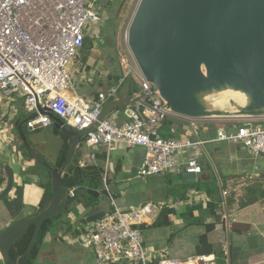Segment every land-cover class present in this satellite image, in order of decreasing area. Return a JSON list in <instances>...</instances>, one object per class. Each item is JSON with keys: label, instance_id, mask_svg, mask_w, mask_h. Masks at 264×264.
Segmentation results:
<instances>
[{"label": "built area", "instance_id": "1", "mask_svg": "<svg viewBox=\"0 0 264 264\" xmlns=\"http://www.w3.org/2000/svg\"><path fill=\"white\" fill-rule=\"evenodd\" d=\"M100 5L99 0H0V104L6 97H22L29 115L37 113V117L26 123L30 131L53 126L52 115L77 130L89 129L99 122L84 137V146L91 151L80 164L94 163L97 153H104L103 181L109 192L108 166L111 151L117 144L144 149L136 172L140 180L178 171L201 175L203 167L195 150L209 142L241 144L251 158L264 157L261 155L264 154V118L242 120L231 131L225 124H217L216 135L208 140L197 135L195 138L194 134L184 140L161 135L162 123L173 114L150 89L139 70L142 89L134 93L136 97L128 106L132 115L126 114V108H115L99 121L105 103L117 99L132 71L127 65L125 73L106 91L99 90L97 96L72 93L77 71L84 73L81 82H92L93 76H89L95 72L92 67L72 70L71 66L76 63L85 38L98 36L94 25L103 18ZM170 130L175 132L173 128ZM184 150H190L192 155L184 158ZM222 194L226 196L227 192L223 189ZM74 195L70 190L69 196ZM110 204L112 210L89 223L75 240L93 252L96 264H150L144 226L157 217L162 207L146 202L122 209L112 195ZM158 264H216V257L203 254L185 260L163 258Z\"/></svg>", "mask_w": 264, "mask_h": 264}, {"label": "water", "instance_id": "2", "mask_svg": "<svg viewBox=\"0 0 264 264\" xmlns=\"http://www.w3.org/2000/svg\"><path fill=\"white\" fill-rule=\"evenodd\" d=\"M106 2L101 0L103 6ZM127 43L150 89L173 114L167 120L175 131L181 125L192 127V120L264 118V0H139L127 29ZM135 97L130 94L107 101L99 121L120 107L132 115L128 106ZM35 117L36 112L26 117L19 132L25 148L51 173L52 196L40 212L20 217L0 232L4 264H27L43 224L67 210L70 188L63 184V174L76 147L99 123L77 130L52 115L54 126L69 138L65 161L56 170L31 147L23 131V125ZM4 169L7 181L0 201L15 181L10 164H4ZM184 176L196 177L193 173ZM219 185L222 191L221 181ZM87 192L95 199L111 198L105 187ZM106 211L92 212L81 222L97 221ZM31 225L35 226L31 242L14 261L10 251Z\"/></svg>", "mask_w": 264, "mask_h": 264}, {"label": "crops", "instance_id": "3", "mask_svg": "<svg viewBox=\"0 0 264 264\" xmlns=\"http://www.w3.org/2000/svg\"><path fill=\"white\" fill-rule=\"evenodd\" d=\"M120 73L122 72L108 75V84H113ZM129 91L121 90L117 98L130 95ZM92 92L96 91L90 90L85 95H91ZM20 99L22 98L14 95L6 100L4 106H0V127L6 123L8 125L7 129L5 127L0 132V142L4 144V147L0 148V155L2 153L10 158L6 162L0 161V165L10 164L15 176L11 192L0 201V232L16 219L33 215L44 192L39 185L38 175L32 171L34 163L24 158L16 142V134L21 135L19 125H16L17 115L14 112ZM119 119L122 120L124 117L121 115ZM239 123L229 125L236 129ZM54 127L53 125L42 129H49L48 133L51 131L52 135L49 139L57 142L56 151H53L55 147L53 148L49 142L46 144L39 139H35V142L43 153L40 154L56 163L64 141L61 135L54 133ZM209 128L205 125L203 131L208 133ZM23 131H25L24 126ZM2 132H6L9 136L5 137ZM215 132L208 138L203 139L200 136L199 138L208 140L216 135ZM207 144L211 146L207 148ZM89 151L91 149H87V152ZM195 152L203 167L201 175L187 178L184 176L186 172L178 171L140 180L136 178V172L143 159L144 149L117 144L111 151L108 187L112 192L117 193L118 197L114 200L120 208L126 209L130 205L153 202L162 208L172 209L168 225L144 229V243L151 263L158 264L163 258L185 260L196 255L213 254L216 257V264H221L215 253L199 254L197 251L200 236L207 232V224L215 223L214 229L208 234L209 242L213 249L225 252L227 256L225 264H264V198L252 200L249 205H244L251 197L248 185L264 183V180L258 181L261 175L258 170L256 171L258 166L256 160L250 157L241 144L228 141L209 142L204 147H198ZM210 152H213L212 159ZM104 155L99 151L94 162L101 165L103 170ZM182 155L188 158L192 152L184 150ZM258 169L262 171L264 167ZM221 175L224 176L226 189L230 194L229 199H233L234 202L229 208L222 194L225 207L217 210L220 216L217 220L207 207L211 199L204 187L206 184L214 185V176L218 178L217 183L220 187ZM5 176L7 181L6 172ZM6 181L0 186V192L5 187ZM198 183L204 187L199 189ZM110 206L109 199L104 204L100 200L96 208H85L78 204L47 234L34 264H96L93 252L81 246L75 240V236L89 224H83L82 218L101 209L108 211ZM0 264H4L1 251Z\"/></svg>", "mask_w": 264, "mask_h": 264}, {"label": "rangeland", "instance_id": "4", "mask_svg": "<svg viewBox=\"0 0 264 264\" xmlns=\"http://www.w3.org/2000/svg\"><path fill=\"white\" fill-rule=\"evenodd\" d=\"M138 1L139 0H107L106 6L100 5V12L102 13L103 18L96 25H94V31L98 32V36L90 38L89 43H91L92 47L89 48L91 49L84 48L76 59V63L71 66V69L73 70V68L81 66L88 67V64H91V66H93L92 68L95 70L93 75H89L91 77L93 76L92 82H81L80 79L84 73H79L77 71L76 73H74L75 77L73 80L74 86L76 88L75 90H72L73 94L85 95L90 90L106 91L110 86L107 82L108 75L112 76L115 72L118 74L119 72H122L120 73V75L124 74L125 67L127 65L132 69V71L127 76L125 83L121 86V90H131L132 88L137 87L139 89L138 91H141L142 86L141 80L138 77V66L127 43V29L129 26V22L133 16V13L137 7ZM99 4H101V0H99ZM100 72H103V76H100ZM9 99L10 98L6 97L4 101L0 104V106H4L6 100ZM15 109L16 111L14 112V114L17 115L16 119H20L21 122L29 116V113L23 107V98L19 100V105ZM240 121L242 120H192V127L181 125L177 131L172 132V136L184 140L186 137H191L192 134H194L195 138V135H197L198 137L200 136L204 139L213 135L212 133H206L203 131V127L205 125L216 129L217 124H228L227 130L231 131L235 129L232 127V125L229 124H235ZM194 125H196V128L194 127ZM7 126V123L4 126L1 125L0 132L5 127L7 129ZM23 126L24 130L27 133L28 141L32 148L35 146L34 149L40 151L35 142V139H39L40 141H45L46 144L48 142L51 143V146L53 148L55 147L53 151H56L57 142L49 139L52 135L51 131L50 133H48L49 129H42L30 132V130H27L28 128H26V124H24ZM170 128L171 127L169 125H165V122H163L160 130L161 135L167 137L168 134L171 133ZM2 133L5 135V137L9 136V134H7L6 132ZM16 136V142L18 143V147H20L24 158H26L27 161L31 160L34 163L32 171L37 172L41 178H46V171L41 167V165H39V162H37L35 159L32 160V158L27 153H25L19 136L17 134ZM210 146L211 144H207L206 147L208 148ZM3 147L4 144L0 142V148ZM83 152L84 153L82 158L87 153V149L85 146ZM39 153L42 152L40 151ZM202 158H204V156H202ZM9 159L10 158L6 157V155H3L1 153L0 161L6 162ZM48 160L51 165L54 164L49 158L47 159V161ZM256 163L259 167H264V157L257 158ZM258 168L256 169V171L258 170V173L261 175L260 178L258 177V181L264 180V169L261 171ZM99 200L103 201V204L108 201L107 197L105 196H101ZM64 216L65 215H63L59 220H64Z\"/></svg>", "mask_w": 264, "mask_h": 264}, {"label": "trees", "instance_id": "5", "mask_svg": "<svg viewBox=\"0 0 264 264\" xmlns=\"http://www.w3.org/2000/svg\"><path fill=\"white\" fill-rule=\"evenodd\" d=\"M90 42V38H85L84 40V45L81 49V51L84 48H89L92 47ZM91 49V48H89ZM80 51V53H81ZM91 64H88V68H91ZM138 88L134 87L129 91V94H134L138 92ZM98 91L92 92V96H97ZM123 108V107H120ZM21 120L18 119L16 121V125L18 126L20 124ZM165 125H169L171 127V122L169 120H165ZM212 134L215 132L214 128H209ZM171 132V130H170ZM24 133L27 136L26 131ZM54 133L57 135H61L63 138V146L61 148V151L59 153V156L57 158L56 163L52 164V166L58 170L61 168L62 164L65 161L66 153L68 152L69 149V144H68V137L62 133V131L54 127ZM216 133V132H215ZM168 136H172V132L168 134ZM20 141L22 143V146L24 148L25 153H27L33 160L34 157L30 154V152L25 148L21 136H19ZM28 138V136H27ZM213 138V137H212ZM35 147V146H34ZM33 147V149H34ZM36 150V149H35ZM83 150H84V139H82L81 143L79 146L76 147L74 155L66 168L64 174H63V184L67 187L70 188L71 191H74L75 195L73 197L69 196V202H68V207L67 210L64 211L58 218L48 220L46 221L42 229L36 239L33 251L29 257L28 263L27 264H34L37 260L38 254L40 252V249L42 248L43 242L47 234L52 230L55 226H58L59 223L61 222L59 219L63 215H66L67 213L71 212L73 209L76 208L78 204L82 205L85 208H96L98 207L99 204V199H95L93 196H91L88 192L87 189H102L104 187V181H103V167L101 165L95 164V163H88L85 165L80 164V160L83 156ZM37 151V150H36ZM38 152V151H37ZM40 154V153H39ZM41 155V154H40ZM102 157V156H100ZM105 157V155H104ZM41 165V164H39ZM41 167L46 171V178H41L40 175L36 172V175L39 177V185L43 188V196L39 204L34 210L33 214H37L42 210L44 205L46 204L47 201L50 200L52 196V184H51V173L49 170H47L43 165ZM5 169L4 165H0V186L6 181V176H5ZM222 179V186L223 189L227 192L225 198L227 201V206L230 208L233 205L234 200L229 199V191L226 189V183L224 180V176L221 175ZM214 185L206 184L205 187L200 185L198 183L199 189L204 187L206 190V193L208 197H210V201L207 203V207L209 209V212L212 213L216 219H220V216L217 214V210L222 209L225 207V204L223 203V197L222 193L220 191V187L218 186V178L216 176L213 177ZM251 181V180H248ZM210 183V182H208ZM248 191L251 193V197L249 200L244 204V205H249L252 200H259L264 198V183L261 184H252L248 185ZM111 195L114 199L118 197L117 193H114L111 191ZM216 200V201H215ZM112 210L111 206L108 211ZM172 209L168 207H163L157 217L150 222L149 224H146L144 228L146 227H159L163 225H168L170 223L169 220V214L171 213ZM215 223H209L207 224V232L203 235L200 236V242L197 246V251L199 254L203 253H215L217 255V259L219 263L225 264L226 263V254L225 252L222 251H217L212 248L210 242H209V232L214 229ZM34 229L35 226L31 225L27 232L23 235L21 240L16 241L15 244L13 245L10 255L11 258L16 261L22 254H24L31 242V239L34 234ZM154 264V263H150Z\"/></svg>", "mask_w": 264, "mask_h": 264}]
</instances>
